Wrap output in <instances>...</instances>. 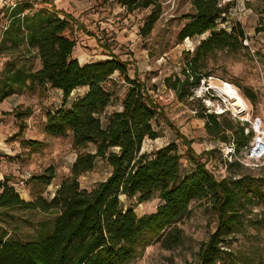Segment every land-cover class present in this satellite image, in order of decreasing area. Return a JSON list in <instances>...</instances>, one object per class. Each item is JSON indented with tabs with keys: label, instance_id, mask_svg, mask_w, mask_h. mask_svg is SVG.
Returning a JSON list of instances; mask_svg holds the SVG:
<instances>
[{
	"label": "trees",
	"instance_id": "obj_1",
	"mask_svg": "<svg viewBox=\"0 0 264 264\" xmlns=\"http://www.w3.org/2000/svg\"><path fill=\"white\" fill-rule=\"evenodd\" d=\"M261 15L257 32L264 31V0H255ZM31 4V1H24ZM133 12L152 9L142 30L148 36L161 16L159 0H118ZM195 14L183 28L180 40L204 37L196 49L188 51L180 71L165 79L166 88L180 101L194 97L193 90L211 76L205 72L207 61L217 51L233 52L247 49L246 36L234 27L229 33L219 27L226 22V10L218 0H195ZM11 8V7H10ZM11 9L13 20L4 32L1 53L10 50L6 44L23 45L40 62L36 71L19 69L4 78L0 102L24 88L56 89L63 92L64 105L47 115L45 131L61 138L72 135L77 149L94 145V151L80 152L65 179L48 200L39 196L33 202L22 200L13 187L1 185L0 209L20 208L40 210L55 215L51 232L28 241L0 240V264H131L153 241H161L172 250L185 242L184 231L178 223L187 216L191 205L200 203L212 210L217 221L214 233L202 243L195 263L187 264H254L255 259L233 247L238 235H244L245 221L253 207L264 204V178L234 175L216 178L189 149L191 167L186 170L178 144L145 149L148 140L161 137L166 120L164 106L147 84L129 76V63L112 55L108 60L81 65L73 57L77 46L74 37L76 19L64 12L39 11L25 14L24 7ZM126 91L122 98L116 88L118 80ZM111 82L112 87L106 84ZM81 89L85 91L80 92ZM75 93V97L72 95ZM245 96L256 100L252 89ZM72 100V102H70ZM68 105V106H67ZM109 111L112 108H115ZM31 113L18 116L29 117ZM206 130L224 144L234 141L236 154L229 171L240 168L237 158L250 147V131L244 127L234 130L232 121H220L217 114L203 109ZM231 133V135L229 134ZM178 137L190 144L183 135ZM23 145L37 153L44 144L26 140ZM103 161L110 168L109 176L92 189H82L79 179L93 171ZM55 177L52 167L37 177L39 184L48 187ZM137 198L140 203L158 198L156 212L138 216L132 207H125L121 197Z\"/></svg>",
	"mask_w": 264,
	"mask_h": 264
},
{
	"label": "rangeland",
	"instance_id": "obj_2",
	"mask_svg": "<svg viewBox=\"0 0 264 264\" xmlns=\"http://www.w3.org/2000/svg\"><path fill=\"white\" fill-rule=\"evenodd\" d=\"M24 1L15 0L0 8V45L4 32L13 20L14 14L10 11L16 9L15 5L24 7L25 14L30 15L46 10L41 2L33 0L31 4H24ZM194 1L159 0L161 16L152 32L144 36L142 30L152 9L129 12L118 0H72L69 11L76 19L74 37L77 41L73 57L81 65H86L108 60L115 55L129 63V76L132 79L138 77L150 88L155 86L152 92L164 106L166 120L162 123L161 137L155 141L148 140L145 149L176 142L186 170L191 167L189 152L192 151L196 157H202V162L208 160L218 179L231 175L236 178L244 175L264 178V160L246 159L244 151L240 152L239 158L245 160L246 164L229 171V163L235 162L231 150L209 135L205 128L207 120L201 118L205 108L208 113L217 114L220 121H232L234 130L244 127L245 133L250 131V144L259 137L254 130L257 118L262 119L264 129V31L257 32L261 17L257 11L259 4L255 0H218V6L227 11L223 15L226 22H220L219 27L229 33L234 27L241 29L248 48L213 53L204 69L211 76L210 79L193 90L194 97L180 101L166 88L165 79L180 71L186 53L193 52L204 38L180 40L183 28L191 21V15L195 14ZM6 44L10 50L4 53L0 51V89L4 86V78L19 69L31 72L41 67L34 53L23 45L13 46L11 40H7ZM113 78L118 80L116 88L118 96L122 98L126 86L117 74ZM211 80L213 85L229 82L241 90L239 92L236 87L228 86L245 105V115H239L216 89L210 88ZM106 86L111 88V82ZM17 89L0 102V183L13 187L20 198L27 202L35 201L39 196L51 200L61 183L70 176L78 154L94 151L95 146L77 149L72 135L56 138L46 133L48 113L64 105L62 91H44L39 87ZM244 89H252L256 93V100H249ZM83 91L85 89L80 90ZM72 97H75V93ZM28 112L31 113L29 117L18 116ZM178 135L185 136L190 144L183 143ZM26 140L40 141L44 147L34 153L23 145ZM50 167L54 169L55 177L46 187L39 184L36 178L45 174ZM109 174L110 168L99 161L93 171L79 179L81 188L92 189ZM2 191L0 188V194ZM121 201L125 207H132L138 216L153 214L159 205L158 198L140 203L137 198L127 199L123 196ZM242 218L249 223L245 224L244 235H238L233 241V247L253 257L254 264H264V204L253 207L250 215ZM54 219L52 213H43L38 209H0V240L28 242L39 239L51 232ZM177 225L184 231L185 242L182 246L168 250L161 241H153L131 264L195 263L202 243L216 230L217 221L213 212L206 205L194 203L187 216Z\"/></svg>",
	"mask_w": 264,
	"mask_h": 264
},
{
	"label": "built area",
	"instance_id": "obj_3",
	"mask_svg": "<svg viewBox=\"0 0 264 264\" xmlns=\"http://www.w3.org/2000/svg\"><path fill=\"white\" fill-rule=\"evenodd\" d=\"M207 81L208 80H205V81H203V83L206 84ZM222 84H224V86L236 87L232 83H229V82H222ZM210 88H213V87L210 86ZM237 89L239 90V92H241L239 88H237ZM208 90H209V88H208ZM233 115L237 116L235 113H233ZM254 130H255V132L260 134V138L255 140L250 145V147H248V149L246 150V159H249V160H252V161H262V160H264V129H263V121H262L261 118H257V121L254 124ZM225 145H226L227 148H229L231 150L232 155L236 154L234 141H231V143H228V144H225ZM232 157H234V156H232ZM237 160H239L242 164H246L245 160H243L241 158H237ZM207 168L212 174H214L209 163L207 164Z\"/></svg>",
	"mask_w": 264,
	"mask_h": 264
},
{
	"label": "bare ground",
	"instance_id": "obj_4",
	"mask_svg": "<svg viewBox=\"0 0 264 264\" xmlns=\"http://www.w3.org/2000/svg\"><path fill=\"white\" fill-rule=\"evenodd\" d=\"M212 81L213 80H211V82H210L211 86L214 89H216L223 96L222 98H224L225 102L227 104H231L236 109V111L238 112L239 115H245V113H246L245 105L240 100L238 95L228 86H224V84H220L219 86L213 85L214 82H212ZM199 90H202V88H199ZM259 138H260V134H259V137H257V139H259Z\"/></svg>",
	"mask_w": 264,
	"mask_h": 264
},
{
	"label": "crops",
	"instance_id": "obj_5",
	"mask_svg": "<svg viewBox=\"0 0 264 264\" xmlns=\"http://www.w3.org/2000/svg\"><path fill=\"white\" fill-rule=\"evenodd\" d=\"M12 1H15V0H0V8H2L4 5H9L10 2ZM26 1H29V0H26ZM30 1H33V0H30ZM35 1L41 2L42 8L50 12H60V14L58 15L61 17H63V15H61V12L71 15L69 8L71 7L70 2L72 0H35Z\"/></svg>",
	"mask_w": 264,
	"mask_h": 264
}]
</instances>
